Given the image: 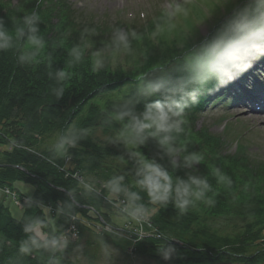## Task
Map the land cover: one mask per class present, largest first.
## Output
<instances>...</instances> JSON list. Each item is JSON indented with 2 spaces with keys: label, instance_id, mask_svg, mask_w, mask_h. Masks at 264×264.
<instances>
[{
  "label": "trees",
  "instance_id": "1",
  "mask_svg": "<svg viewBox=\"0 0 264 264\" xmlns=\"http://www.w3.org/2000/svg\"><path fill=\"white\" fill-rule=\"evenodd\" d=\"M16 1L15 5H11L9 0H0V18H5L7 22V19L20 15L18 13L33 8L35 4L30 0ZM39 11L43 21L40 29L48 42L41 53V62L31 68H22L16 65L12 53H0V133L3 136L0 142L5 141L0 144L9 149L4 150L0 157V187H11L21 194L16 183L30 185L33 197L54 206L77 188L74 180L66 177L65 172L78 176L88 174L103 180L113 173L124 171L112 165V161H126L132 167L133 163L127 156L119 154L113 148L115 143H110V138L118 135L116 129L100 126L102 113L110 101L121 95L134 94L135 80L144 71H152L161 62L167 63L181 49L185 40L179 47L175 39L167 44V39L162 38L169 50L167 54L159 55L157 46L150 43L148 49L141 52V59H147L151 67L143 71L139 61L135 70H114L108 65L99 74H94L90 71L91 58L75 67L68 62V49L77 42L81 28L72 6L65 0H41ZM223 16L210 27L206 36L197 37L193 45L208 37L214 27L222 22ZM7 26H11L10 22H7ZM169 33L168 29L163 35ZM140 40L147 41V38L143 35L134 38L133 44ZM49 56L55 60V68L64 67L73 73L65 85L64 96L59 100L49 93L51 82L45 69ZM221 88L214 83L209 84L199 96L198 103L190 106L187 111L188 131L182 141L187 143L188 151L202 154L203 159L196 167L199 174L206 175L213 186L208 196L214 200V204L198 203L183 216H178L171 205L160 208L149 221L153 230L156 227L162 233L161 236L159 234L160 239L144 237L136 243L132 254L120 249L111 237L105 236L106 243L117 253L113 264H264V163H254L242 149V158L238 157L237 152L234 157L223 155L218 138L207 134L206 130H195V121L204 106L209 101L217 102L224 97V91L218 94ZM137 107L142 109L143 103ZM73 121L92 129V132L77 149L71 151L69 164L59 171L51 162L58 165L64 158H53L45 140L54 138L59 130ZM98 132L107 136L105 141L98 139ZM140 151L150 158L157 155V148L152 142ZM216 168L231 177V187L217 183L214 175ZM176 175L183 177L184 172L178 171ZM108 197L103 192L91 199L81 197L76 214L70 221H62L66 226L74 224L79 236L70 246L65 264H76L72 259V247L75 246H83L94 264H102L92 238L96 233L87 222L99 220V217L109 222L104 204ZM14 217L4 198L0 197V233L12 241L0 247V264H43L39 256L23 258L17 255L15 241L23 238V233ZM208 218L219 219L222 223L227 220L231 231L226 235L213 232L211 227L203 224ZM222 229L226 230L225 224H222ZM170 238H175L182 245L173 244L175 254L165 261L157 254L156 247L162 239Z\"/></svg>",
  "mask_w": 264,
  "mask_h": 264
},
{
  "label": "clouds",
  "instance_id": "2",
  "mask_svg": "<svg viewBox=\"0 0 264 264\" xmlns=\"http://www.w3.org/2000/svg\"><path fill=\"white\" fill-rule=\"evenodd\" d=\"M40 4L41 0H35L33 8L7 19L10 27L5 18H0V53H12L18 67L31 68L39 64L41 53L48 46L40 29L43 23ZM174 7L187 12V7L179 3ZM220 10L224 14L222 22L208 37L189 45L187 41L194 37V29L167 63L161 62L152 71H144L135 80L134 94L110 101L102 113L100 126L116 129L118 135L110 138V143L125 146L133 160L130 170L113 173L103 180L81 174L76 190L67 193L66 198L54 206L31 194L25 196L24 203L20 204L22 211L14 217L23 233V238L15 241L19 257L39 256L43 264H65L69 248L79 236L62 221H70L76 214L81 197L91 199L103 192L111 197L116 218L137 227H143L153 213L169 205L178 216H183L198 203L214 204L208 196L213 186L196 167L203 159L202 154L188 151L187 143H182L188 131L187 111L198 103L209 84L225 87L264 58V0H223ZM95 36V28H82L77 42L67 52L72 67L91 58L90 71L99 74L108 66L110 55L133 51L137 33L112 25L108 39L99 48L95 46ZM55 63L51 56L47 57L45 69L51 82L49 93L59 100L73 73L64 67L55 68ZM147 67L151 65L142 58L141 71ZM140 103H143L142 109L137 107ZM91 132L92 129L81 126L78 121L70 122L55 134L48 150L55 159L67 158ZM149 142L157 148L155 157L150 158L140 151ZM178 171H183L184 176L176 175ZM214 175L217 183L231 187V177L219 168ZM121 234L113 236L102 231L93 234L102 264H113L117 254L104 237L120 239ZM171 241L162 239L156 247L157 254L165 261L175 254ZM5 243L12 241L0 233V247ZM72 259L76 264H94L83 246L72 247Z\"/></svg>",
  "mask_w": 264,
  "mask_h": 264
},
{
  "label": "rangeland",
  "instance_id": "3",
  "mask_svg": "<svg viewBox=\"0 0 264 264\" xmlns=\"http://www.w3.org/2000/svg\"><path fill=\"white\" fill-rule=\"evenodd\" d=\"M30 1L35 2V0ZM65 1L72 6L74 17L77 18V22L81 25V28L78 30L79 32L86 26L96 29V36L93 40L97 48L108 39L112 30V25H119L129 30H134L137 33L135 38H139L142 35L147 38V41L140 40L139 43L133 44V51L130 54L118 53L110 55L108 65L114 70L130 69L129 71H131L135 70L136 67L138 68L137 64L141 60V56H143L141 52L144 51V49H148L150 43H153V46H157L158 55L167 54L169 47L164 44L165 42L162 38L167 39V44H169V41L175 39L177 41V46L181 47L183 45L182 42H184L195 29L194 37L187 41L188 44L193 45L197 37L206 36L209 33L210 27L223 16V12L220 10L223 6V0ZM9 2L11 5L17 3L16 0H9ZM176 3L186 6L187 12L185 13L180 8H175L174 5ZM210 16L212 17L208 21L201 24ZM149 22L151 23L149 24ZM151 24L153 26H150ZM168 29L170 33L163 35L164 31ZM261 70L264 72V68ZM263 72H261V75L264 76ZM254 73L258 75L259 72L255 69ZM226 99L227 98L223 97L215 103L209 101V103L204 106L202 112L197 116L195 130H206L207 134L213 135L216 139L218 138L223 155L228 154L234 157L236 151L239 150L237 151L238 157L242 158L243 153L240 151V149H242L245 150V156L251 158L254 163H264V114L253 112L248 108L231 106V104L230 106H224L227 101ZM115 136L117 135L115 134ZM2 137L0 133V139H2ZM97 137L100 141H105L107 136L98 132ZM52 140L53 137L45 140V145L47 144L50 146ZM2 142L5 143V141ZM109 144L110 143H108V145ZM8 145L13 146V144ZM113 148L119 154H125L128 160L133 163L124 145L115 143ZM6 149L9 150L4 144H0V157L2 152ZM69 160V157H67L58 165L56 162H51V164L56 166L59 171H63L62 169L69 164ZM112 165L117 166L120 170L131 169V166L128 165L126 161H112ZM64 174L66 177L70 176L77 186V174L73 172L72 174L66 172ZM16 187L22 195L17 194L15 191L13 192L11 187L4 186L0 187V197L1 199L4 198L11 212L15 216H18L20 211H22L20 204L24 203L25 196L29 194L32 195V187L22 183H16ZM99 195H102V192ZM107 201L108 202L104 200V202H106L104 203L106 207L105 213L109 216V224L112 228L106 227L104 224L102 225L100 219L88 221L87 223L94 233L102 231L103 233H111L113 236L122 233L120 239H112L120 249L125 250L128 254H132L136 243L142 240L145 235L143 234V238L139 240H137V237L141 236L142 231L147 234L148 230L146 228L150 229L151 225L148 223L143 227L127 225L121 219H117L113 214L112 200L110 197L107 198ZM227 222L226 220L225 223H222L219 219L208 218L203 224L207 227H211L212 231L219 235H226V233L231 231L229 229L231 225ZM222 224H225L227 232L222 229ZM67 227L71 231H76V226L74 224L70 223ZM151 232L150 236L160 237L162 235L156 227ZM170 240H173L171 241L172 244L178 246L182 245V243L175 238H170ZM75 241L76 240L73 242Z\"/></svg>",
  "mask_w": 264,
  "mask_h": 264
}]
</instances>
